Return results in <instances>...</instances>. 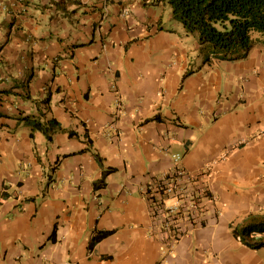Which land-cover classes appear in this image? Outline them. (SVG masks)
Segmentation results:
<instances>
[{
    "label": "crops",
    "instance_id": "obj_1",
    "mask_svg": "<svg viewBox=\"0 0 264 264\" xmlns=\"http://www.w3.org/2000/svg\"><path fill=\"white\" fill-rule=\"evenodd\" d=\"M165 10L0 0V264H264L233 234L264 216V45L215 61ZM175 167L211 202L169 245Z\"/></svg>",
    "mask_w": 264,
    "mask_h": 264
},
{
    "label": "trees",
    "instance_id": "obj_2",
    "mask_svg": "<svg viewBox=\"0 0 264 264\" xmlns=\"http://www.w3.org/2000/svg\"><path fill=\"white\" fill-rule=\"evenodd\" d=\"M149 1L152 6L168 5L171 19L179 23L187 35L195 36L200 49L207 50L215 61L245 58L255 35L264 45V0ZM47 101H44L46 105ZM233 234L252 249L264 247V216L249 217L244 225L233 229ZM103 236L93 237L89 248Z\"/></svg>",
    "mask_w": 264,
    "mask_h": 264
},
{
    "label": "built area",
    "instance_id": "obj_3",
    "mask_svg": "<svg viewBox=\"0 0 264 264\" xmlns=\"http://www.w3.org/2000/svg\"><path fill=\"white\" fill-rule=\"evenodd\" d=\"M128 10H124V15ZM178 162L180 158L174 156ZM198 176H194L185 170L175 167L165 180L152 184L147 195L151 204V217L154 221H160V229L166 232V241L169 245L178 238L179 225L182 222L198 223L205 209V204L211 202V194L198 186ZM166 201L173 205L165 206Z\"/></svg>",
    "mask_w": 264,
    "mask_h": 264
},
{
    "label": "rangeland",
    "instance_id": "obj_4",
    "mask_svg": "<svg viewBox=\"0 0 264 264\" xmlns=\"http://www.w3.org/2000/svg\"><path fill=\"white\" fill-rule=\"evenodd\" d=\"M165 13H163V15H164V18L165 19H168V17L170 16V14H171V12H170V8H169V6L168 5H165ZM177 23V22H176ZM178 24V28L180 29V30H183L182 29V27H181V25L179 24V23H177Z\"/></svg>",
    "mask_w": 264,
    "mask_h": 264
}]
</instances>
